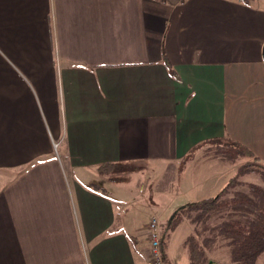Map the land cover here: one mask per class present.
I'll return each instance as SVG.
<instances>
[{
	"label": "crops",
	"instance_id": "crops-1",
	"mask_svg": "<svg viewBox=\"0 0 264 264\" xmlns=\"http://www.w3.org/2000/svg\"><path fill=\"white\" fill-rule=\"evenodd\" d=\"M231 141L264 152V0H0V264H150Z\"/></svg>",
	"mask_w": 264,
	"mask_h": 264
},
{
	"label": "trees",
	"instance_id": "trees-1",
	"mask_svg": "<svg viewBox=\"0 0 264 264\" xmlns=\"http://www.w3.org/2000/svg\"><path fill=\"white\" fill-rule=\"evenodd\" d=\"M217 143L230 148L232 155L238 153L239 157H249L251 160L239 168L237 175L230 179L228 185L217 196L189 203L180 208L168 221L164 229V240L179 225L183 216L195 213L193 223L197 224L207 221L213 214L222 212L227 217L234 214L237 219L233 216V219L226 220L220 228L221 233L229 239V244L232 246L229 264H258L259 259L264 255V185L248 184L251 196L245 193L232 198H226V196L230 194L232 188L243 185L240 179L247 175L259 174L264 184V165L259 157L242 144L232 141L225 144ZM102 167L103 171L107 172L116 168L111 164ZM239 212L242 214L239 215ZM196 234L195 230L186 242L191 264H206V251L200 245ZM164 244L163 251L165 250Z\"/></svg>",
	"mask_w": 264,
	"mask_h": 264
},
{
	"label": "rangeland",
	"instance_id": "rangeland-1",
	"mask_svg": "<svg viewBox=\"0 0 264 264\" xmlns=\"http://www.w3.org/2000/svg\"><path fill=\"white\" fill-rule=\"evenodd\" d=\"M229 149L230 148L221 146V145L214 146L213 148L209 150L212 154L211 153L208 154V157L213 156V158H216L218 160L225 159L226 162L233 161L236 163V165H241V166L244 163L249 162L251 160V158L249 157H239L238 153L237 154L234 153V155H232L233 153H231V150ZM258 153L260 155L256 153L255 155L260 158L262 165H264V152L259 150ZM237 173H238V169H237L236 175ZM240 180L244 184L241 186L239 185V186H236L235 188H232L230 191V194L227 195L226 198L237 197V195L241 193H245L251 196V192H250L248 184H257L261 186L264 185L263 178L259 174L247 175L246 177ZM132 191L135 192L136 201H140V195H138L137 193L138 189L136 187V183ZM240 214H242V212H239V215ZM233 216H235V219H237L236 215L234 214H230L229 217H227L225 213L221 212V213L213 214L209 217L207 221H203L202 223H197V224L193 223V220L196 217L195 213H192L187 216H183V219L181 222L191 227L193 226L194 229L191 228V231H192L191 235L195 233V230H196V233H197L196 237L200 245L205 248V251H206L205 260L207 262L206 264H210L211 262H214L213 264H229L230 263V260H231L230 250L232 246L229 244L230 243L229 239L221 233L220 228L224 224V222H226V220L233 219ZM153 218H156V217H153ZM160 223L162 224L161 221ZM258 264H264V255L259 259Z\"/></svg>",
	"mask_w": 264,
	"mask_h": 264
},
{
	"label": "built area",
	"instance_id": "built-area-1",
	"mask_svg": "<svg viewBox=\"0 0 264 264\" xmlns=\"http://www.w3.org/2000/svg\"><path fill=\"white\" fill-rule=\"evenodd\" d=\"M150 243V264H167L164 244V229L158 218H153L147 226Z\"/></svg>",
	"mask_w": 264,
	"mask_h": 264
},
{
	"label": "water",
	"instance_id": "water-1",
	"mask_svg": "<svg viewBox=\"0 0 264 264\" xmlns=\"http://www.w3.org/2000/svg\"><path fill=\"white\" fill-rule=\"evenodd\" d=\"M214 262H211L210 264H213Z\"/></svg>",
	"mask_w": 264,
	"mask_h": 264
}]
</instances>
